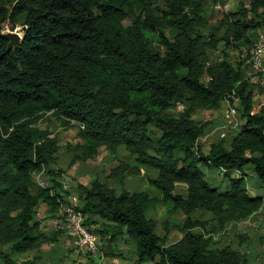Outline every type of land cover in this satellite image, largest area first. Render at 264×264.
Listing matches in <instances>:
<instances>
[{
	"label": "trees",
	"instance_id": "16d2710c",
	"mask_svg": "<svg viewBox=\"0 0 264 264\" xmlns=\"http://www.w3.org/2000/svg\"><path fill=\"white\" fill-rule=\"evenodd\" d=\"M246 1L222 13L220 37H205L200 0H0V33L6 21L23 27L20 43L8 51L0 37V248L10 249L0 250L1 264H16L12 254L37 252L56 240L35 221L40 202L55 213L69 192L62 172L50 168L58 162L57 141L40 138L35 127L46 115L77 127L82 142L72 163L94 159L101 148L115 162L103 172L104 182L92 178L72 192L89 230L109 244L122 237L132 242L133 264H248L245 234H237L238 246L213 248L214 235L263 204L249 195L246 169L264 188V107L254 111L240 65L214 56L219 42L241 55L256 41V30L264 33V0ZM134 6L141 15L131 14ZM166 29L176 34L170 39ZM234 99L241 125L228 145L220 139L203 152L199 140L210 123L193 115ZM178 105L184 108L177 117L168 113ZM120 147L132 163L117 157ZM205 168L227 178L228 187L211 186ZM150 170L154 177L146 175ZM41 173L47 186L32 194L33 175ZM141 173L146 191L118 193L107 185L123 186ZM176 185L185 191L176 193ZM159 209L166 220L176 212L185 216L174 243L155 233L149 213ZM196 212L211 218L192 219ZM94 258L83 264H99Z\"/></svg>",
	"mask_w": 264,
	"mask_h": 264
},
{
	"label": "rangeland",
	"instance_id": "374dc122",
	"mask_svg": "<svg viewBox=\"0 0 264 264\" xmlns=\"http://www.w3.org/2000/svg\"><path fill=\"white\" fill-rule=\"evenodd\" d=\"M200 3L203 6V22L200 29L204 32L205 37H208L212 33H215L217 37H220L218 21L222 17V13L227 11L233 12L241 4L248 5L246 0H226L224 4H221L219 1L213 4L211 0H200ZM217 3L220 6L219 8H217ZM157 6L158 8H162L160 4ZM153 11L156 16H160L157 9H153ZM131 14L134 16L141 15V11L134 6ZM261 31L262 30H256L255 36ZM164 32L170 39L176 34V31L173 29H166ZM1 33H18L22 36L23 27L21 25L13 26L12 23L6 21L2 24ZM155 48L160 53L164 52L157 43H155ZM220 54H222V57H225L232 66L236 67L240 65V69L244 70L245 76L251 84L250 90L252 91L254 111H260L264 107V85L259 83L257 76L249 68H243L242 63H240L243 58L238 50L223 45V42H219L214 56ZM237 103L238 102H236V104ZM227 107V102H224L218 111H198L193 115V120L199 124L210 123L208 131L201 136L199 140L200 149L203 152L209 150L211 143L217 142L221 139V132L225 133V138L223 140L226 145H228L241 125L242 122L238 114L235 117H232L225 113ZM183 108L182 105H178L177 107L170 109L168 113L177 117ZM35 127L39 131L40 138L50 137L57 141L58 162L56 166H51L50 168L54 171L60 170L62 172L60 180L64 190H69L66 194H74L72 190L78 183L87 185L92 178L104 182L103 172L115 165V162L110 158L104 148H101L98 155L92 160L84 163H72V158L77 152V146L80 145L82 141L78 135L77 127L71 123L67 124L62 120L57 119L55 116L46 115L37 120ZM117 157L129 163L133 162V157L128 154L123 147L118 148ZM204 173L205 179L211 186L217 187L220 190H224L228 187V179L222 177V175L215 170L205 168ZM146 175L154 177L155 172L150 170ZM231 176L236 177L237 174L233 173ZM35 178H37V181H43L47 185L46 174H34L33 180ZM246 179V186L249 195L261 197L263 204L260 209L249 218L238 223H232L225 229V231L214 235L213 248L220 249L227 245L238 246L237 234H245L247 240L245 244L241 246V250L247 254L248 264H264V188L259 186L256 177L250 169H246ZM37 181H35V185H38V183H36ZM107 185L115 188L118 193L121 189L131 192L135 190H148L147 181L145 177L142 176V173L139 178H129L123 186L113 182H108ZM185 189L186 187L183 185H176L175 192L182 193ZM151 193L155 194V191L152 188ZM149 215L156 220L157 225L155 233L160 237L165 235L168 243H174L182 237L180 228L185 220L183 214L176 212L166 220L164 210L159 209L156 213L150 212ZM36 218L39 217L36 216ZM210 218L211 215L203 212H196L192 215V219L206 220ZM95 228L92 227L91 229L94 230ZM58 230L62 231L59 225L51 224L50 226L47 225V223L45 224V232H47V234H52ZM60 234L61 235H57V240L54 241V245L44 244L37 252L22 255L12 254L11 256L16 264H19L20 261L24 259H32L34 257L38 258L39 264H83L90 259L89 255H85L73 249L68 239L63 236L62 232ZM97 236L99 237L100 252L94 259L97 260L99 264H133L135 257L132 242L125 241L122 237L109 244L106 241L107 238H101L100 235ZM0 250H2V252L10 253L9 248H0ZM52 252L56 255L54 258L49 256ZM105 253L110 255L106 256ZM1 263L2 262L0 261V264Z\"/></svg>",
	"mask_w": 264,
	"mask_h": 264
},
{
	"label": "built area",
	"instance_id": "2783aa9c",
	"mask_svg": "<svg viewBox=\"0 0 264 264\" xmlns=\"http://www.w3.org/2000/svg\"><path fill=\"white\" fill-rule=\"evenodd\" d=\"M226 2V0H224ZM217 3V8H219ZM245 59L244 64L257 76L259 83L264 85V33L260 32L257 35L256 41L249 49L243 50L241 54ZM228 107L226 114L235 117L237 115V100L231 104L226 101ZM231 104V105H230ZM221 139L225 138V133H220ZM40 188L47 185L43 181L38 182ZM61 219L60 229L62 230L66 239H68L71 247L83 254L96 256L100 252L99 238L97 235L85 226V217L80 211L79 200L75 194H69L64 197L61 204Z\"/></svg>",
	"mask_w": 264,
	"mask_h": 264
},
{
	"label": "crops",
	"instance_id": "0c3cea01",
	"mask_svg": "<svg viewBox=\"0 0 264 264\" xmlns=\"http://www.w3.org/2000/svg\"><path fill=\"white\" fill-rule=\"evenodd\" d=\"M33 177H34V175H33ZM34 180L37 181V178H35ZM34 180L32 179L33 186H31V189H30V192L32 194L36 190V188H37L36 186H38V185H34V183H35ZM36 215H37V217H39V218H36V216H35V221L38 222L39 229L42 232H44L48 237H51L53 239L56 238V240H57V235H61V234H59L58 231H56V232H54L52 234H47V232H45V224L47 223V225H50V226H51V224L60 226L61 210H58L55 213H50L49 210H48V207L46 206V204L40 202L38 204L37 208H36ZM63 236H64V234H63ZM47 244L48 245H54V242L53 243H47ZM134 261H135V259H134ZM37 264H39V262Z\"/></svg>",
	"mask_w": 264,
	"mask_h": 264
},
{
	"label": "water",
	"instance_id": "95a60500",
	"mask_svg": "<svg viewBox=\"0 0 264 264\" xmlns=\"http://www.w3.org/2000/svg\"><path fill=\"white\" fill-rule=\"evenodd\" d=\"M0 37H3L8 41L7 51L10 50L11 47L18 45L23 38V36H20L18 33H0Z\"/></svg>",
	"mask_w": 264,
	"mask_h": 264
},
{
	"label": "clouds",
	"instance_id": "9594fccd",
	"mask_svg": "<svg viewBox=\"0 0 264 264\" xmlns=\"http://www.w3.org/2000/svg\"><path fill=\"white\" fill-rule=\"evenodd\" d=\"M41 174H43V173H41ZM38 175H40V174H38ZM39 181H37V183H38ZM67 195H69V194H67ZM37 216V215H36ZM63 233V232H62Z\"/></svg>",
	"mask_w": 264,
	"mask_h": 264
}]
</instances>
